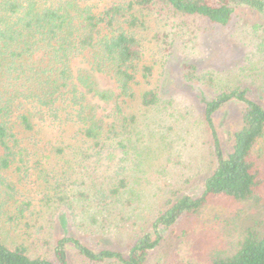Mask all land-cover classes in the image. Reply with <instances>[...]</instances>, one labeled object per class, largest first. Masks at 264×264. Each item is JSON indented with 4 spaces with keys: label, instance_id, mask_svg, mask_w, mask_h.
<instances>
[{
    "label": "trees",
    "instance_id": "16d2710c",
    "mask_svg": "<svg viewBox=\"0 0 264 264\" xmlns=\"http://www.w3.org/2000/svg\"><path fill=\"white\" fill-rule=\"evenodd\" d=\"M89 1L0 0V264H144L160 244V228L175 239L186 236L209 201H264V154L254 153L264 138V107L239 89L202 99L215 169L200 197L167 201L152 225L154 235L134 229L131 212L141 194L126 178L106 183L75 176L87 162L105 159L129 139L120 132L136 119L127 114V100L152 73L139 66L135 36L115 26L121 9L96 13ZM127 2L132 11L159 6L218 26H226L237 7L264 12V0ZM137 24L134 14L125 21L128 27ZM77 59L90 68L75 72ZM96 74L113 85L99 87ZM139 101L144 108L158 102L152 90ZM231 101L243 105L242 127L232 134L231 151L224 155L213 116ZM98 109L105 112L98 114ZM111 223L130 237L127 254L92 249L70 231L74 226L78 233L94 234ZM263 226L264 220L246 226L236 243L211 253L205 264H264Z\"/></svg>",
    "mask_w": 264,
    "mask_h": 264
},
{
    "label": "rangeland",
    "instance_id": "374dc122",
    "mask_svg": "<svg viewBox=\"0 0 264 264\" xmlns=\"http://www.w3.org/2000/svg\"><path fill=\"white\" fill-rule=\"evenodd\" d=\"M89 2L95 5L96 13L121 9L115 26L135 36L141 48L139 66L151 68L152 73L147 83L140 80L134 86L135 96L127 100V114H135L136 119L120 132L122 138L126 135L129 139L105 159L87 162L86 169L82 167L75 176L106 183L126 178L141 194L131 212L137 222L134 229L154 235L152 225L167 201L200 197L206 177L215 169L202 99L239 89L264 107V12L237 7L230 22L218 26L159 6L132 11L127 0ZM130 14L138 19L135 27L125 25ZM74 67L75 72L90 68L80 59L74 61ZM186 73L191 78L186 79ZM95 81L101 88L113 85L102 74H96ZM149 90L155 92L158 102L144 108L139 97ZM242 108L241 103L231 101L213 116L224 155L231 151L232 134L242 127ZM103 112L98 109V114ZM77 148L84 149L81 145ZM258 152L264 154V138L254 147V153ZM261 193L264 196V191ZM263 220L264 201L257 205L209 201L186 236L175 239L169 230L160 228V244L148 253L144 264H205L211 253L226 250L229 241L236 243L243 228ZM114 225L94 230V234L83 235L74 226L70 231L92 249L109 248L127 254L131 239ZM181 229L177 226L176 230ZM75 264L82 263L76 260Z\"/></svg>",
    "mask_w": 264,
    "mask_h": 264
}]
</instances>
